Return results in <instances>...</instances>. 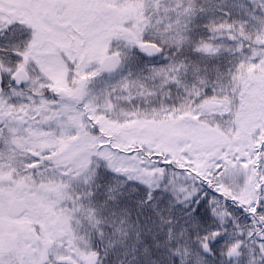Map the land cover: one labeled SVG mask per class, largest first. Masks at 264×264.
<instances>
[{
  "label": "snow or ice",
  "instance_id": "obj_1",
  "mask_svg": "<svg viewBox=\"0 0 264 264\" xmlns=\"http://www.w3.org/2000/svg\"><path fill=\"white\" fill-rule=\"evenodd\" d=\"M0 264H264V0H0Z\"/></svg>",
  "mask_w": 264,
  "mask_h": 264
}]
</instances>
